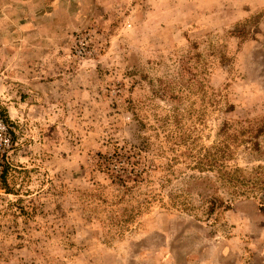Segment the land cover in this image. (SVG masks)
Wrapping results in <instances>:
<instances>
[{"label":"rangeland","instance_id":"rangeland-1","mask_svg":"<svg viewBox=\"0 0 264 264\" xmlns=\"http://www.w3.org/2000/svg\"><path fill=\"white\" fill-rule=\"evenodd\" d=\"M19 3L0 264H264V0Z\"/></svg>","mask_w":264,"mask_h":264},{"label":"crops","instance_id":"crops-1","mask_svg":"<svg viewBox=\"0 0 264 264\" xmlns=\"http://www.w3.org/2000/svg\"><path fill=\"white\" fill-rule=\"evenodd\" d=\"M16 2H20L19 4H14V6L12 8H8L7 9V14L11 15V16H17V15H22V16H29L31 13V10L34 9L35 7V0H13ZM45 0H43L44 3ZM56 2V0H55ZM94 2V1H93ZM98 2V1H97ZM21 4V6H20ZM91 6L93 7L94 5L91 3ZM57 8L58 5H55L53 7V9H50L49 11H53V19L51 20L53 25H55L56 21H55V17L57 15ZM55 13V14H54ZM27 32V31H24ZM0 42H2V44L4 46H0V68L7 65V63L12 62V58L13 56L16 55L15 50L13 49V51L10 49L11 47L8 45V41H9V35L8 32L6 34H3L0 36ZM1 104H3L2 102H0ZM8 110L10 111V107L8 106Z\"/></svg>","mask_w":264,"mask_h":264},{"label":"built area","instance_id":"built-area-1","mask_svg":"<svg viewBox=\"0 0 264 264\" xmlns=\"http://www.w3.org/2000/svg\"><path fill=\"white\" fill-rule=\"evenodd\" d=\"M14 145L12 127L6 122L0 110V176L3 167L9 163V157Z\"/></svg>","mask_w":264,"mask_h":264},{"label":"trees","instance_id":"trees-1","mask_svg":"<svg viewBox=\"0 0 264 264\" xmlns=\"http://www.w3.org/2000/svg\"><path fill=\"white\" fill-rule=\"evenodd\" d=\"M3 174H4V171H3ZM215 206H217L216 203H214V200L213 201L211 200L210 201V207H209L210 210H213Z\"/></svg>","mask_w":264,"mask_h":264}]
</instances>
